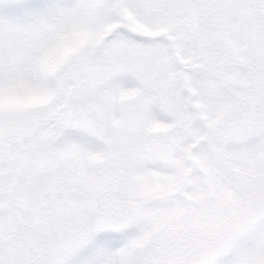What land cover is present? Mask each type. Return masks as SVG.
Wrapping results in <instances>:
<instances>
[{"label":"snow or ice","instance_id":"snow-or-ice-1","mask_svg":"<svg viewBox=\"0 0 264 264\" xmlns=\"http://www.w3.org/2000/svg\"><path fill=\"white\" fill-rule=\"evenodd\" d=\"M0 264H264V0H0Z\"/></svg>","mask_w":264,"mask_h":264}]
</instances>
